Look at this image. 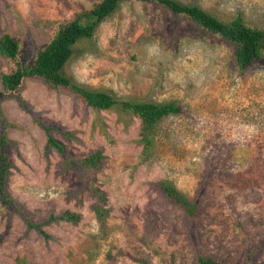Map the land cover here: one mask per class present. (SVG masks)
<instances>
[{
    "label": "rangeland",
    "instance_id": "obj_1",
    "mask_svg": "<svg viewBox=\"0 0 264 264\" xmlns=\"http://www.w3.org/2000/svg\"><path fill=\"white\" fill-rule=\"evenodd\" d=\"M94 1L0 0V32L18 38L23 62H31L56 22ZM180 1L224 19L240 11L264 28V0ZM235 49L195 21L140 0H123L93 39L76 47L65 72L84 86L181 105V113L160 124L144 159L139 119L124 128L116 113L103 111L115 140L107 143L92 131L93 110L71 90L27 79L23 94L40 117L75 131L76 140L54 133L75 156L104 150L102 167L86 172L64 169L58 151L46 152V135L32 116L6 98L9 136L17 141L10 149L11 195L36 221L67 209L83 217L46 227L52 238L45 240L0 203V264H16L18 255L28 264H197L200 253L264 264V56L240 69ZM0 62L7 64L1 55ZM160 179L201 202L195 229L152 185ZM93 186L107 195L102 222Z\"/></svg>",
    "mask_w": 264,
    "mask_h": 264
},
{
    "label": "trees",
    "instance_id": "obj_2",
    "mask_svg": "<svg viewBox=\"0 0 264 264\" xmlns=\"http://www.w3.org/2000/svg\"><path fill=\"white\" fill-rule=\"evenodd\" d=\"M123 0H95L90 8L79 9L75 14L55 23L49 40L36 52L31 62H23L21 41L7 31L0 32V55L7 64L0 62V203L18 215L26 225L27 231H35L45 240L52 238L46 227L59 221L78 224L83 215L70 209L60 213H51L43 221H36L21 204H18L8 188L13 164L10 161V149L17 147V141L9 136L12 126L7 117L3 102L6 98L16 100L19 107L30 114L46 135V152L52 148L58 151L63 159L64 169L86 172L89 168H101L106 158L102 148L85 157L75 156L69 146L55 136V132L67 138L77 139L75 131L67 130L52 122L44 121L34 106L25 98L23 88L27 79L42 81L48 88H66L72 91L86 107L93 110V132L101 135L107 143H114L105 117L102 112H114L117 122L128 128L134 118L139 119V139L142 146V157L146 158L156 143L160 124L168 117L181 113V105L176 101L158 102L153 100H134L118 97L107 90L92 89L84 86L65 72V66L73 57L76 47L86 40L93 39L99 25L121 5ZM152 2L168 8L174 15L195 21L205 32L234 44L233 60L240 69H245L264 56V28L249 23L242 12L235 13L228 19L221 18L198 3H185L180 0H140ZM162 197L182 209L185 221L190 228H196L202 213L201 202L188 196L172 180L160 179L152 183ZM92 190L99 199L94 204L97 218L102 222L109 213L106 193L93 186ZM197 264H229L222 258L210 253H200ZM16 264H28L26 255L16 256Z\"/></svg>",
    "mask_w": 264,
    "mask_h": 264
}]
</instances>
